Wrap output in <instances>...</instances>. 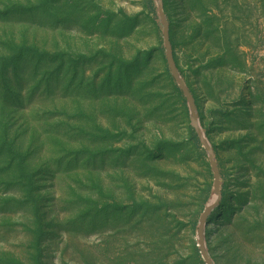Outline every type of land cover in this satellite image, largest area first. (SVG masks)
Instances as JSON below:
<instances>
[{"label": "rangeland", "instance_id": "374dc122", "mask_svg": "<svg viewBox=\"0 0 264 264\" xmlns=\"http://www.w3.org/2000/svg\"><path fill=\"white\" fill-rule=\"evenodd\" d=\"M213 148L214 264H264V0H162ZM207 155L153 0H0V264H204Z\"/></svg>", "mask_w": 264, "mask_h": 264}, {"label": "water", "instance_id": "95a60500", "mask_svg": "<svg viewBox=\"0 0 264 264\" xmlns=\"http://www.w3.org/2000/svg\"><path fill=\"white\" fill-rule=\"evenodd\" d=\"M153 1L156 5L157 16L159 18V22L162 28L163 47H164L165 60L168 66V70L170 72L173 81L181 91L182 95L185 97L189 110L191 127L198 141L200 142L201 147L203 148L204 152L207 155L208 164L210 166V170L213 175L212 194L214 196V200L212 202H209V204L204 208L203 212L199 217L197 229H196V247L204 264H214L206 248L205 228L208 224V219L210 215L218 207L221 200L220 174L217 168V163L215 161L213 148L208 142L200 126L199 116L197 113L194 98L192 94L189 92L188 88L186 87L183 79L181 78L177 65L175 63L173 48L169 37V25L167 22L166 15L164 13L163 2L162 0H153Z\"/></svg>", "mask_w": 264, "mask_h": 264}, {"label": "bare ground", "instance_id": "6f19581e", "mask_svg": "<svg viewBox=\"0 0 264 264\" xmlns=\"http://www.w3.org/2000/svg\"><path fill=\"white\" fill-rule=\"evenodd\" d=\"M213 200H214V196H213V198H212V200L210 202H212Z\"/></svg>", "mask_w": 264, "mask_h": 264}]
</instances>
